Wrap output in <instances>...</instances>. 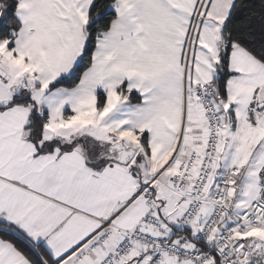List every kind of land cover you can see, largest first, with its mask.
Returning a JSON list of instances; mask_svg holds the SVG:
<instances>
[{
    "label": "snow or ice",
    "instance_id": "snow-or-ice-1",
    "mask_svg": "<svg viewBox=\"0 0 264 264\" xmlns=\"http://www.w3.org/2000/svg\"><path fill=\"white\" fill-rule=\"evenodd\" d=\"M0 264H264V0H0Z\"/></svg>",
    "mask_w": 264,
    "mask_h": 264
}]
</instances>
